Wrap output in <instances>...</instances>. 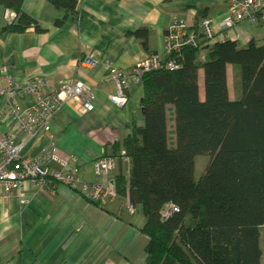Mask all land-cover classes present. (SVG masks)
Listing matches in <instances>:
<instances>
[{
	"label": "crops",
	"instance_id": "0c3cea01",
	"mask_svg": "<svg viewBox=\"0 0 264 264\" xmlns=\"http://www.w3.org/2000/svg\"><path fill=\"white\" fill-rule=\"evenodd\" d=\"M8 11L0 4V81L12 78L24 87L28 81L41 78L49 89L57 88V63L54 7L47 0H26L24 12L35 20L41 31L25 34L5 32ZM22 111L35 107L33 97L18 99ZM3 133L14 128L7 111V99L0 97ZM25 138V139H24ZM26 142L23 159L47 163L60 160L59 113L50 124V133L40 132ZM1 161V158H0ZM53 168L57 165L51 163ZM26 202L18 203V193L11 199L0 193V264H65L62 187L49 184L39 187L23 184Z\"/></svg>",
	"mask_w": 264,
	"mask_h": 264
},
{
	"label": "built area",
	"instance_id": "2783aa9c",
	"mask_svg": "<svg viewBox=\"0 0 264 264\" xmlns=\"http://www.w3.org/2000/svg\"><path fill=\"white\" fill-rule=\"evenodd\" d=\"M7 13L8 24L18 19L13 11ZM0 97L7 99V111L14 121L13 130L4 134L0 118V193L5 199H11L18 193L17 201L23 205L26 200L21 189L26 182L39 187L53 182L61 185L60 160L52 158L44 163L23 159L26 142L20 139L33 140L40 132L50 133V124L58 114V89H49L41 78L31 79L22 87L9 77L6 85L0 81ZM22 97H33L35 107L22 111L18 105V99ZM51 163L57 167L53 168Z\"/></svg>",
	"mask_w": 264,
	"mask_h": 264
},
{
	"label": "trees",
	"instance_id": "16d2710c",
	"mask_svg": "<svg viewBox=\"0 0 264 264\" xmlns=\"http://www.w3.org/2000/svg\"><path fill=\"white\" fill-rule=\"evenodd\" d=\"M26 0H0L1 6L7 11H13L18 19L12 24H8L6 31L14 34H25L30 29H34L37 32L41 31L39 24L29 17L24 12V4ZM54 7V0H47ZM52 184H58L53 182Z\"/></svg>",
	"mask_w": 264,
	"mask_h": 264
}]
</instances>
